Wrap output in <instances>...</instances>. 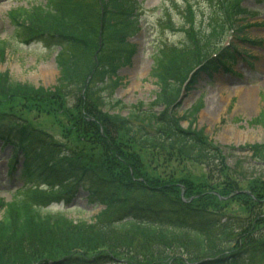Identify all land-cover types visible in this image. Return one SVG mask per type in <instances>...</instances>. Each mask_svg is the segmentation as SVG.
<instances>
[{
    "label": "trees",
    "instance_id": "trees-1",
    "mask_svg": "<svg viewBox=\"0 0 264 264\" xmlns=\"http://www.w3.org/2000/svg\"><path fill=\"white\" fill-rule=\"evenodd\" d=\"M134 6L135 0H48L14 12L13 22L28 43L43 40L60 46L56 58L60 75L52 90L15 83L6 73L0 77V101L6 104L26 96L51 105L75 126L74 138L82 147L62 149L28 125L19 127L12 119L0 118V143L23 158L18 170L21 187L11 200L0 198V264H107V258L118 263L113 257L118 252L130 255L134 244H141L143 251L135 256L138 261L130 259L132 264H243L250 253L263 255L264 262V240L253 239L264 230H258L264 226V183H254L248 193H235L239 191L236 182L222 183V192H217L208 189V182L195 183L199 181L195 178H150L141 155L134 154L137 150L180 151L212 165L219 151L206 143L204 135L179 129L177 115L169 122V109L160 116L141 103L123 116L125 104L103 95L108 83H118L115 75L120 64L137 51L127 41L138 22ZM66 46L74 50L67 51ZM4 49L1 42L0 51ZM171 49L174 56L167 59L164 53L156 59L154 75L161 89L152 106L175 104L186 82L190 78L193 82L196 69L203 66L213 74L226 53L210 59L209 48L197 35ZM93 71V81L101 82L90 83L83 92ZM69 93L77 97L73 111L63 107L62 96ZM121 134L128 137L127 145L132 144L134 153L126 151ZM87 144L88 151L84 150ZM83 183L88 185L89 200L105 206L92 222L43 209L70 201ZM231 194L252 213L253 221L244 229L236 226L240 220L215 217L210 211L215 202ZM158 244L166 245L165 256L154 258L151 253L144 262L140 260Z\"/></svg>",
    "mask_w": 264,
    "mask_h": 264
},
{
    "label": "rangeland",
    "instance_id": "rangeland-1",
    "mask_svg": "<svg viewBox=\"0 0 264 264\" xmlns=\"http://www.w3.org/2000/svg\"><path fill=\"white\" fill-rule=\"evenodd\" d=\"M47 1L0 0V41H5L7 45L6 55H0V75L8 73L15 83L54 90L59 77L55 60L58 48L48 42L24 43L20 29L10 18L17 9L25 10L32 5L46 4ZM136 1L140 12V30L135 31L127 41L129 44L135 43L137 51L129 61L120 64L115 75L118 83H108L104 95L125 104L127 108L123 107L121 111L123 116H127L134 105L141 103L154 108L156 115L170 112L168 121L171 123L177 115L179 129H191L195 135H204L206 143L219 151V158L210 162L212 165L206 159L187 158L180 151L140 153L137 150L134 153L132 144L127 145L128 137L121 134L126 151L137 157L141 155L142 167L153 179L168 181L171 175L175 180L195 178L199 180L195 183L208 182V189L217 192L223 189L224 182H236L238 190H248L254 183H264V0ZM243 9L247 10L246 16ZM191 35L203 37L213 59L220 57L224 49L234 52L236 59L231 60L230 69H223L220 65L218 71L211 75L202 69L203 66L196 69L197 74L192 83H187L181 101L169 108L165 105L152 106L160 92V82L154 75L157 57L164 53L167 59L174 56L175 51L171 47L190 42ZM66 49L74 50L70 46H66ZM90 80L92 85L101 82ZM220 84L223 85L221 91ZM76 99L72 93L63 95L64 109L73 111L78 103ZM0 118L16 119L45 140L61 145L62 149L82 147L74 138L75 126L69 120L57 114L51 105L43 106L40 101H32L29 97L24 96L6 104L0 101ZM85 147L84 150L90 149L89 144ZM9 155L8 149L0 146V197L7 199L11 198L16 187L22 185L20 178L17 180L14 177V181L10 182L6 177ZM19 166L20 161L17 168ZM182 186L185 189L184 183ZM87 194V190L82 188L70 202L63 201L43 209L61 210L77 221H90L102 207L88 202ZM232 194L215 202L210 211L213 216L240 220L241 223L236 226L244 229V226L252 223V213L243 200L232 198L235 197ZM263 228L258 226V230ZM260 233L253 237L259 243L264 240V230ZM141 246L134 244L130 255L118 252L115 258L119 262L113 263L107 258V264H122L123 261L132 264L131 258L138 261L135 256L142 255ZM167 252L166 245H153L140 260L144 262L147 260L145 256L151 253L155 258L160 254L165 256ZM253 255L250 253L243 264H264L261 261L263 255Z\"/></svg>",
    "mask_w": 264,
    "mask_h": 264
},
{
    "label": "bare ground",
    "instance_id": "bare-ground-1",
    "mask_svg": "<svg viewBox=\"0 0 264 264\" xmlns=\"http://www.w3.org/2000/svg\"><path fill=\"white\" fill-rule=\"evenodd\" d=\"M45 70H47V69H45ZM48 72H50L49 70H47ZM51 73H53V70H51ZM223 86V85H222ZM222 86H221V84L219 85V90L221 91V88H222ZM218 88V87H217ZM219 92V91H218ZM207 111H208V109H207ZM209 112V111H208ZM208 114H210V113H208Z\"/></svg>",
    "mask_w": 264,
    "mask_h": 264
}]
</instances>
